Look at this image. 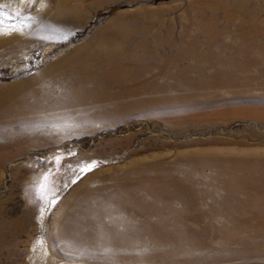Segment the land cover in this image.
Wrapping results in <instances>:
<instances>
[{"label":"rangeland","instance_id":"rangeland-1","mask_svg":"<svg viewBox=\"0 0 264 264\" xmlns=\"http://www.w3.org/2000/svg\"><path fill=\"white\" fill-rule=\"evenodd\" d=\"M62 2L0 0V40H25L20 50L0 46V108L9 113L0 114V264H77L72 248L50 234L61 216L84 215L70 210L82 202L105 208L86 214L92 228L80 229L95 244L109 240L96 247L107 264H207L209 257L224 260L216 250L258 247L264 231L237 222L251 211L223 205L237 185L216 156L259 144L252 131L264 132L260 120L218 115L260 106L244 100L262 91L249 85L264 80V60L255 54L264 51V0H85L77 26L50 16ZM110 37L139 56L159 51L158 66L127 71L119 84L166 89L137 92L127 102H199L144 103L83 128L46 121L49 102L33 97L9 112L23 86ZM251 58L262 62L236 71ZM193 92L197 97L185 95ZM33 107L43 110L30 113ZM85 166L92 170L82 174Z\"/></svg>","mask_w":264,"mask_h":264},{"label":"bare ground","instance_id":"bare-ground-1","mask_svg":"<svg viewBox=\"0 0 264 264\" xmlns=\"http://www.w3.org/2000/svg\"><path fill=\"white\" fill-rule=\"evenodd\" d=\"M70 1L63 0L61 6L49 13L54 18H66L70 23L77 26L83 22L86 15L85 0H81L75 5L70 4ZM95 1L99 3L102 0ZM244 13L248 14L249 11L246 9ZM259 13L261 16H264V6H262ZM259 13L253 12V14H248V17H260ZM24 42V39L18 38L6 41L0 40V46L7 45L15 50H20ZM167 42L161 41L159 45L165 46ZM120 43V40L117 38H104L99 42L97 49L82 56L80 59L76 60L73 57L64 59L60 65L52 67L53 73L50 78L45 80L40 78L38 81L26 85L25 88L23 86L17 95L18 98L9 107V112L18 113L28 103V99L33 97L40 103L44 101L49 102L51 115L45 119L46 121H55L59 127L71 126L72 124L73 127L83 128L91 125L93 122L102 120L106 116L116 115L124 110L140 109L144 106V103L148 106L153 105V107L155 105L163 106L164 104L179 107L185 104L195 105L199 102L196 99L185 103L169 99L162 101L157 97L155 99H139L137 103L127 102L123 98L132 94L134 95L137 92L140 94L144 90L161 91L166 88L156 87L146 82L133 88L121 86L119 81L126 78L124 73H127V71L136 70L135 72H140L151 66H158L160 62L158 60V49L151 51L150 54L146 53L139 56L136 52L122 50ZM260 47L264 50V40ZM246 52L247 56L252 55L249 51ZM255 52L261 60H264V51L257 50ZM247 62L246 64L239 65L236 71H244L246 68H250L251 64L256 65L262 61L259 59L254 61L251 58ZM99 69H106V71L98 73ZM261 71L264 74V67ZM119 88L120 90L116 92V89ZM249 88L262 90L256 96L245 95L246 99L244 100L259 104V107H245L240 114H238L239 112H235L233 114L218 115L220 117H251L264 123V80L257 85H249ZM185 95L197 97V94L194 92ZM42 110L40 107H33L29 108L28 111L32 113ZM0 114H9L7 113V106L0 108ZM3 120H5V117L1 116L0 121L3 122ZM252 134L258 136L259 144L254 146L246 145L243 150L232 152L217 150L219 152H217L216 158L217 160H225L223 163H227L228 165L226 167L223 166V170L225 173H231L232 182L237 185L236 189L232 188L233 192L225 197L224 207L229 211H233L234 207L247 208L251 211L250 215L244 219L239 218L237 222L241 223L243 227L264 231V132L252 131ZM240 193H247L248 201H242ZM76 204L78 205L71 207L70 210L82 212L84 215H80L79 218L77 215L61 216L55 222L50 236L54 241L61 237L60 243L69 246L70 249L72 248L71 250L76 253L74 256L78 258L77 264H107V259L98 258L99 253L96 247L109 244V240L103 239L102 244H95L88 240L90 233H85L80 229L84 227L92 228V224L86 219V214L89 217V214L104 212L105 208H102V206L90 207L86 202ZM97 223L99 224V222ZM93 232L92 230L91 233ZM257 245L258 247L256 248L253 246H242L240 249L231 248L228 252L216 250L224 260L218 261V258L209 257L206 258V263L234 264L238 260L235 258H239L242 259L240 264H264L262 261L264 257V242L259 241ZM78 252L84 253L82 256H79L77 255ZM50 259L53 261L54 257L51 255ZM62 263H65V261L56 264Z\"/></svg>","mask_w":264,"mask_h":264},{"label":"snow or ice","instance_id":"snow-or-ice-1","mask_svg":"<svg viewBox=\"0 0 264 264\" xmlns=\"http://www.w3.org/2000/svg\"><path fill=\"white\" fill-rule=\"evenodd\" d=\"M92 170V167L91 166H85L81 169V173H86L88 171H91Z\"/></svg>","mask_w":264,"mask_h":264}]
</instances>
